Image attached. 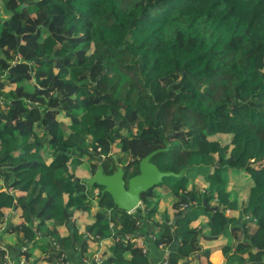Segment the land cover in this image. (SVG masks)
<instances>
[{"label":"trees","instance_id":"16d2710c","mask_svg":"<svg viewBox=\"0 0 264 264\" xmlns=\"http://www.w3.org/2000/svg\"><path fill=\"white\" fill-rule=\"evenodd\" d=\"M0 3L8 14L0 15V217L15 208L24 218L6 232L26 244L50 219L73 232L71 219L97 206L86 230L118 239L116 258L101 264L118 263L117 252L126 250L128 264H148L145 244L132 239L157 211L149 203L163 182L126 212L101 186L86 189L78 178L94 174L99 156L104 173L121 161L129 178L142 157L167 143L168 150L151 157L160 170L212 169L209 189L186 188L184 174L170 188L175 222L154 223V243L169 248L168 264H213L215 248L228 255L227 264H264V0ZM115 144L128 160L112 151ZM230 169L247 173L239 197L232 182H221ZM203 199L216 206H202L209 212L207 235L191 212ZM228 229L242 238L215 248L198 241ZM57 235L56 227L45 233L53 264L66 261L61 245L70 243ZM5 254L0 249V264H8ZM23 255L29 258L28 249Z\"/></svg>","mask_w":264,"mask_h":264},{"label":"crops","instance_id":"0c3cea01","mask_svg":"<svg viewBox=\"0 0 264 264\" xmlns=\"http://www.w3.org/2000/svg\"><path fill=\"white\" fill-rule=\"evenodd\" d=\"M0 9H1V7H0ZM246 177H242L243 182L245 184H247V182H248V180H246ZM0 182H1V180H0ZM159 188H162V187L159 186ZM2 189H4V188H1L0 190H2ZM156 189L158 190V187H156ZM162 190H163V188L159 191H162ZM12 191L14 192V194L16 196H20L23 194V192H20L18 189H13ZM165 194H166V192L163 191L162 192V198L160 196L161 193L158 195L159 196L158 197L159 202H161V199L164 200V198H167L169 196L168 194L167 195H165ZM162 203L158 204L159 205L158 208L162 205ZM171 208H172V206H171ZM97 209H98L97 206H93L91 211L89 212V216H88V212H84V213L78 215L77 218L71 219V221H75V223H78L77 230L79 229V231L77 233L80 234L82 232V234H84V236L87 235L88 240H90L89 232L85 229L86 227H84V226L82 227V225L84 224V222L87 225H89L92 222V216L90 217V215H92V213ZM226 214L231 215L230 216L231 218H237L239 216L241 217L240 212L237 210H235V211L227 210ZM173 215H174V213L172 210V218L169 221H171L173 219ZM80 220H81V223H80ZM163 220L166 221V218H165V216H161V215H158L157 219L151 218L148 221V224L145 225L144 228L140 232H138V236H136L134 239H132V242L137 239L136 241L138 242L139 245L145 244V249L147 251L146 255L148 258V264H161V262H162L163 255H164V249L159 247L158 245H156L154 243V240L156 238V235L154 233V231H155L154 223H159ZM203 221H204V216H199L198 219L193 222V225H196V224L201 223ZM23 222H24V218L22 216H20L19 211L15 208L6 209L3 213V216L0 217V245L6 250V254H5L6 257L4 255L3 261L4 260H5V262L8 261V263H11V264H53V259H55V257L52 256L54 254L53 249L47 248L45 250L46 247H44V245H43V243H44L43 240L40 241V244H42V245H40V247L32 248L31 250H29V245H30L29 242H27L26 244H24V243L20 244V242L17 239L18 235L16 233H9V231L6 232V230L9 227H12L13 225H20ZM44 225L46 226L47 229H53L54 227H56L57 230L58 229H60V230L65 229L64 224H60V225L55 226L53 224L52 219H50ZM80 226H81V228H80ZM73 230L75 231V229L71 228V231H73ZM229 230L230 229H228V232H230ZM73 237H74L73 234H71V238H73ZM218 238L224 239L225 236L220 235L216 239H218ZM35 239H37L36 236L33 238V240H35ZM98 239H100L102 242V250L104 253V259L107 257H110V256H114V258H116V255L112 251H113V247L117 243L118 239L116 240L113 238V233L110 235H106L104 237H98ZM198 241H199L200 245H202L203 247H211V248L220 247L221 245H224V244H232L233 243V242H230V243L226 242V243L205 244L203 241L202 234H200ZM84 243L85 242H84V240H82V238L77 243H76V240L74 238L72 241L70 240V243H64L63 245H61V246H63L62 249H63V252L65 254V259L70 264H97L96 259L98 257H100V254H98L96 250L92 249V247L90 246V245H93L92 243H87L85 246V249L82 250ZM61 246L59 245L58 247H56V250H58ZM163 246H165V245H163ZM24 247H27V249L30 253L29 258H27V259H25L24 255H23L22 248H24ZM130 255L131 254L128 250L122 252V254L119 255V258H118L119 261L116 264H128L130 262V259H131ZM212 256H214L215 259H211L210 257H212ZM210 257H209V259L213 264H220V263L221 264H227V261H228V255H224L222 253V251L218 248L214 249V251H213V253H211ZM55 260H57V257ZM215 260H217V261H215ZM116 261H117V259H116ZM194 264H197V262ZM228 264H238V262L233 261V262H228Z\"/></svg>","mask_w":264,"mask_h":264},{"label":"rangeland","instance_id":"374dc122","mask_svg":"<svg viewBox=\"0 0 264 264\" xmlns=\"http://www.w3.org/2000/svg\"><path fill=\"white\" fill-rule=\"evenodd\" d=\"M0 15L2 16H8L7 12L5 11L4 7L2 6V4L0 3ZM22 7V5H21ZM32 17L35 19L36 17L32 14ZM0 30H1V25H0ZM81 95H83V93H80ZM1 103V102H0ZM60 118H65V116L61 113L59 115ZM67 130V129H66ZM68 131V130H67ZM124 133L126 134V132L124 131ZM221 137V136H220ZM219 137V138H220ZM229 138L230 137H223V139H225L226 141H229ZM171 144H174L173 142ZM112 151H115L116 153H118V155L120 157H122V159H125V160H128L129 158H127L125 155L121 154L119 152V144H115L112 146ZM115 155V154H114ZM116 157V156H115ZM38 158L39 159H43V156L41 154L38 155ZM87 159V158H86ZM85 159V160H86ZM119 165L123 166L121 161L120 162H117ZM180 171H182V174H184V176H186V182H185V187L190 189L191 186H192V183H202L201 185L202 186H205L206 189H209V181H208V175L209 173L212 172V169L207 166V165H204V164H199L193 168H185V169H181ZM224 175L222 176L221 178V182L225 183V182H232L231 185L233 187V194H238V197L242 194V189L243 187L245 186V183L243 182V179H242V176L243 177H246L247 176V173L244 174L243 173H239L238 170H235V169H230L228 170L227 172H222ZM31 172H28L27 173V177L29 178L31 176ZM182 174L179 176L181 177ZM179 177H173V176H167V177H163L162 179V182L164 184V186H160L164 189V187H166L167 189L164 190L166 192L165 195H169L167 198H164L161 199V202L158 201V195L161 193V198H162V191H159L161 190L162 188H159L158 187V190L155 188L154 189V194L155 196L151 199L149 205L150 207H157L158 204H161L162 202V205L157 208V211L151 216V218L153 219H157V216L158 215H161V216H165V218L167 220H170L172 218V208H171V203H174L176 201V197L174 196V194L172 193L171 189L170 188H175V185L177 183V179L176 178H179ZM85 184V183H84ZM85 186L87 187L86 189H90L91 187H89L87 184H85ZM96 189L100 190L101 188L99 187H96ZM87 191V190H86ZM90 191V190H89ZM159 191V192H158ZM97 191L94 193L96 195ZM211 194V192H210ZM215 204L214 201H210L209 205H213ZM205 206L204 204H197L196 206L193 207V209H191V212L193 214H196V215H200V216H204V221L201 222L200 225L201 227H203V232L205 233L204 235H207L208 234V227H207V224H206V219L207 217H209L208 213L209 212H206L204 210L203 207ZM215 206V205H213ZM212 207V206H211ZM99 209V207H98ZM102 212L103 213H112V211L106 209V208H103L102 209ZM89 216V214H88ZM194 219V217L192 218ZM82 220V219H81ZM81 220H80V223H81ZM94 218H92V222L87 225L85 222L84 224L82 225V227H87V226H90L91 224H93L94 222ZM195 221V219H194ZM81 225V224H80ZM39 226V231L38 233L36 234V238L35 240L33 241H30L29 242V250H31L32 248H37V247H40V241L43 240L44 243V247L45 250L47 248L51 249L53 248V245H51L49 242H48V239L45 237V233H46V226L43 224H40L38 225ZM75 226H76V230L73 231V232H67L65 229L63 230H60L59 229V235L57 236H54L53 238L56 240V238H59V237H62L64 239H66L67 237H69V239H66L67 241L68 240H73L75 238L76 240V243L82 238V240H84V242L87 244V243H92L93 245H90L92 247V249L96 250L98 254H100V257H99V262H102L104 260V253H103V250H102V242L100 239H98L97 236H95V234H93L92 232H89V237H90V240H88L87 238V235L84 236V234H82V232L80 234H78L77 232L79 231V229L77 230V226H78V223H75ZM81 228V226H80ZM248 228H249V231H252L255 229V226L252 224V223H249L248 224ZM86 229V228H85ZM85 231V230H84ZM41 233V234H40ZM84 233V232H83ZM71 234L74 235L73 238H71ZM111 233L109 232L107 235H110ZM59 236V237H58ZM225 238L224 239H208L206 237H203V241L205 244H212V243H226V242H234L236 240H239L242 238V234L241 232H237L236 234H232V233H229L224 235ZM65 240V241H66ZM82 242V241H81ZM114 249V247H113ZM114 253V251H112ZM118 255H121L122 252H117ZM211 259H215L214 256L210 257ZM217 261V260H215ZM221 264V263H220Z\"/></svg>","mask_w":264,"mask_h":264},{"label":"water","instance_id":"95a60500","mask_svg":"<svg viewBox=\"0 0 264 264\" xmlns=\"http://www.w3.org/2000/svg\"><path fill=\"white\" fill-rule=\"evenodd\" d=\"M168 148L169 145L166 143L165 147L153 150L142 157L138 164V173L129 178H126L124 168L118 163L115 171L109 174L104 173L101 164L102 157L99 156V163L94 174L87 178H78V181L89 186H93L94 184L101 186V193L107 192L111 196L117 209L132 212L141 204L142 192L161 183L163 177H179L182 174V171H162L151 161L152 156L163 150L166 151ZM112 156L115 159V155L113 154ZM203 204L210 206L204 199ZM213 208H216V206ZM185 212H187V209H185ZM175 219L176 217L174 216L172 222H175ZM116 235H120V232H117ZM175 242L177 243L178 240L175 239Z\"/></svg>","mask_w":264,"mask_h":264},{"label":"built area","instance_id":"2783aa9c","mask_svg":"<svg viewBox=\"0 0 264 264\" xmlns=\"http://www.w3.org/2000/svg\"><path fill=\"white\" fill-rule=\"evenodd\" d=\"M115 239L117 240V238H115ZM158 246L164 249V255H163V259H162L161 264H168L169 249L166 246H163L162 244H158ZM0 248H1V246H0ZM25 249H26L25 247L22 248V251H25ZM142 251L144 254H146V252H147L144 246L142 248ZM5 257H6V255H5ZM61 258H62V260H63V258L65 259V254H62ZM96 261H97V264L102 263V262L98 263L99 257L96 259ZM6 262L8 263V261H6ZM8 264H11V263H8ZM60 264H70V263L67 260L66 261L63 260Z\"/></svg>","mask_w":264,"mask_h":264},{"label":"clouds","instance_id":"9594fccd","mask_svg":"<svg viewBox=\"0 0 264 264\" xmlns=\"http://www.w3.org/2000/svg\"><path fill=\"white\" fill-rule=\"evenodd\" d=\"M12 64H14V62H12ZM114 238V237H113ZM115 239V238H114ZM1 246V245H0ZM26 249H27V247H25ZM0 249H4L2 246H1V248ZM25 249V250H26ZM62 254H64V252L62 253Z\"/></svg>","mask_w":264,"mask_h":264}]
</instances>
